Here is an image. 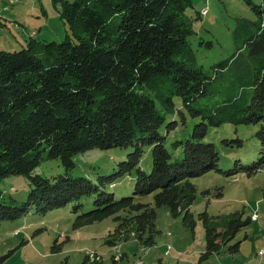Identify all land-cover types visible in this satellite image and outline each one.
Here are the masks:
<instances>
[{"label":"trees","instance_id":"1","mask_svg":"<svg viewBox=\"0 0 264 264\" xmlns=\"http://www.w3.org/2000/svg\"><path fill=\"white\" fill-rule=\"evenodd\" d=\"M57 1H62L61 18L71 34L61 42L31 40L20 50L0 51V222L32 208L46 214L71 205L78 213L90 197L93 208L76 216L73 229L112 217L116 227L107 239L110 245L134 237L150 247L159 232L157 208L166 206L193 231L202 221L206 249L198 264L226 247L238 252L240 242L232 241L252 218H244V210L215 217L205 210L196 217L191 207L197 187L190 179L214 169L253 175L264 167L262 5H253L256 21L242 22L235 31L242 48L207 73L197 65L189 41L194 33L187 14L192 0ZM218 93L228 96L212 103ZM175 96L201 121L189 137L169 147L168 131L178 123L167 121L175 112ZM224 122L259 124L261 147L255 161L238 160L227 171L218 168L220 153L205 139L210 125ZM95 147L132 151L110 175H73L74 156ZM147 148L150 172L141 166ZM179 149L181 156L176 155ZM46 158L60 159L64 172L53 177L35 173ZM12 174L26 175L31 184L21 203L5 197L1 187L2 179ZM128 174L134 177L133 193L118 199L107 185ZM151 194L153 202L137 199ZM216 196L223 192L219 189ZM60 249L55 243L53 251ZM6 257L0 256V264ZM123 257L114 256L111 264ZM81 264L104 262L86 254Z\"/></svg>","mask_w":264,"mask_h":264},{"label":"rangeland","instance_id":"2","mask_svg":"<svg viewBox=\"0 0 264 264\" xmlns=\"http://www.w3.org/2000/svg\"><path fill=\"white\" fill-rule=\"evenodd\" d=\"M7 1L0 0V51L20 50L31 40L61 42L71 34L69 25L61 18L62 1L11 0L13 3L4 9ZM254 4L264 9L263 0H192L187 14L194 33L189 41L197 65L211 73L213 65L237 54L242 44L236 39L235 31L242 22L257 20ZM204 9L206 13H202ZM227 96L214 94L211 101ZM174 103L175 112L167 115V121L177 120L178 123L168 131L169 147L174 140L189 137L194 125L201 121V117L192 115L179 96L174 97ZM258 129L259 124L224 122L219 126L210 125L205 140L213 142L220 153L218 168L227 171L238 160L243 164L255 161L261 147L256 136ZM162 131L167 133L166 128ZM131 151V147L88 149L74 156L72 173L92 179L110 175ZM181 154L182 149L177 150L176 155ZM152 163L151 150L147 148L141 166L150 172ZM34 172L53 177L63 173L64 167L60 159L46 158ZM190 180L197 187L191 207L196 217L205 210L214 217L243 210L244 218L257 216L233 239L232 244L240 242L238 252L230 253L226 247L219 254H213L205 264H264V167L253 175L245 172L226 175L214 169ZM107 186L118 199L129 196L133 193L134 177L128 174L116 180L114 186ZM1 187L5 197L21 203L27 199L31 184L26 175L12 174L2 179ZM219 189L223 192L221 197L216 196ZM205 190L211 193L205 194ZM89 198L78 213L73 212L71 205L46 214L32 208L20 218L1 221L0 256H7L2 264H81L86 254L99 255L104 264H111L114 256L118 259L123 255L118 264H198L200 254L206 249L202 221L198 219L193 231L184 225L181 216L173 217L166 206L157 208L159 232L155 236L156 244L150 247L140 245L134 237L117 241V246L110 245L107 239L116 227L112 217L75 230L76 216L93 208L94 199L90 201ZM137 199L153 202V194ZM55 243L61 244L58 252L53 251Z\"/></svg>","mask_w":264,"mask_h":264},{"label":"built area","instance_id":"3","mask_svg":"<svg viewBox=\"0 0 264 264\" xmlns=\"http://www.w3.org/2000/svg\"><path fill=\"white\" fill-rule=\"evenodd\" d=\"M15 1H17V0H13V2H15ZM13 2H11V0H8L5 3V5H4V9H7L9 7V5L12 4ZM206 12H207V9H204L202 13H206ZM251 218H252V220H255L257 218V216L256 215H253ZM170 248H171V246H169V249ZM166 253H168L167 250H166ZM91 256H93V255H91Z\"/></svg>","mask_w":264,"mask_h":264},{"label":"crops","instance_id":"4","mask_svg":"<svg viewBox=\"0 0 264 264\" xmlns=\"http://www.w3.org/2000/svg\"><path fill=\"white\" fill-rule=\"evenodd\" d=\"M116 194V193H115ZM166 253V252H165Z\"/></svg>","mask_w":264,"mask_h":264},{"label":"bare ground","instance_id":"5","mask_svg":"<svg viewBox=\"0 0 264 264\" xmlns=\"http://www.w3.org/2000/svg\"><path fill=\"white\" fill-rule=\"evenodd\" d=\"M92 257V256H91Z\"/></svg>","mask_w":264,"mask_h":264}]
</instances>
